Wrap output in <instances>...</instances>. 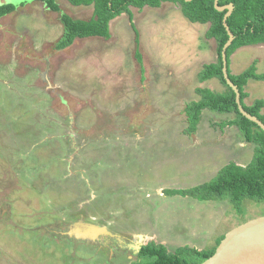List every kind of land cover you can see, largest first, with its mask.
<instances>
[{"label":"rangeland","instance_id":"obj_1","mask_svg":"<svg viewBox=\"0 0 264 264\" xmlns=\"http://www.w3.org/2000/svg\"><path fill=\"white\" fill-rule=\"evenodd\" d=\"M58 3L73 19L92 18V7ZM8 4L16 10L0 20V264H134L138 246L151 241L171 252L202 250L264 217V202L245 200L239 214L228 200L165 192L202 185L254 155L236 127L219 126L235 115L205 111L197 132L185 133L195 90L226 89L198 80L217 61L208 25L189 22L173 2L131 7L140 65L129 14L111 21L110 39L58 51L60 13L35 0H0ZM231 59L233 74L255 61L264 74V45ZM245 91L247 105L264 100V82L251 80ZM80 221L106 227L127 249L60 234Z\"/></svg>","mask_w":264,"mask_h":264},{"label":"trees","instance_id":"obj_2","mask_svg":"<svg viewBox=\"0 0 264 264\" xmlns=\"http://www.w3.org/2000/svg\"><path fill=\"white\" fill-rule=\"evenodd\" d=\"M42 2L47 9L60 13L63 34L55 49L63 51L71 47L78 39L111 38L110 23L123 14H129L131 27L136 35V58L142 65V55L138 50L139 33L133 22L130 8L142 10L145 7L159 8L164 2L178 4L183 16L193 24L208 25L207 39L217 44V61L206 64L198 74L200 83L218 80L226 89L216 92L208 87L197 88V101H191L185 107L188 127L185 133L194 135L200 125L205 111L222 115H235L233 119L222 122V130L236 127L245 142L254 146L251 162L245 166L230 162L222 167L209 182L190 189H171L168 196L190 197L200 202L228 200L233 209L241 214L245 200L264 202V131L255 123L244 117L236 103V94L230 88L223 74L222 51L229 40L223 24L227 11L219 12L215 0H67L74 7H92L93 15L88 21L73 19L62 13L58 0H35ZM234 5V11L228 18V26L235 39L227 49L228 73L231 81L238 87L244 109L264 123V100L258 99L252 105L246 104L249 94L245 91L251 80L264 82V74L258 73L257 61L239 74L231 70V57L241 48L264 45V0H220L221 7ZM16 7L12 4L0 6V20L12 14ZM225 235L219 237L213 247L198 250L190 247H177L172 252L164 244L154 241L142 246L134 264H202L212 257Z\"/></svg>","mask_w":264,"mask_h":264},{"label":"water","instance_id":"obj_3","mask_svg":"<svg viewBox=\"0 0 264 264\" xmlns=\"http://www.w3.org/2000/svg\"><path fill=\"white\" fill-rule=\"evenodd\" d=\"M219 1L215 0V8L219 12L227 11L223 24L229 35V40L222 51L224 78L236 94V103L240 113L264 131V123L244 109L240 91L229 78L227 49L232 45L235 37L228 26L227 20L234 11V5L221 7ZM60 234L81 241L96 242L100 239L110 238L121 242L120 238L112 235L106 227L82 221L70 225L65 232ZM141 248L142 246H138V253ZM202 264H264V217L249 221L229 231L218 245L214 255Z\"/></svg>","mask_w":264,"mask_h":264},{"label":"flooded vegetation","instance_id":"obj_4","mask_svg":"<svg viewBox=\"0 0 264 264\" xmlns=\"http://www.w3.org/2000/svg\"><path fill=\"white\" fill-rule=\"evenodd\" d=\"M105 241H106V239H102L101 241H96V242H94V243L99 244V245H104V242H105ZM120 243L122 244V242H120ZM112 244H113L115 247L120 246V247L124 248L123 246H121V244H119V241L116 240V239H112V241H111L110 244H108V245H109V246L111 245V247H113ZM109 246H106V247L109 248ZM124 249H127V248H124Z\"/></svg>","mask_w":264,"mask_h":264},{"label":"crops","instance_id":"obj_5","mask_svg":"<svg viewBox=\"0 0 264 264\" xmlns=\"http://www.w3.org/2000/svg\"><path fill=\"white\" fill-rule=\"evenodd\" d=\"M183 247H185V246H183ZM203 250V249H202Z\"/></svg>","mask_w":264,"mask_h":264}]
</instances>
